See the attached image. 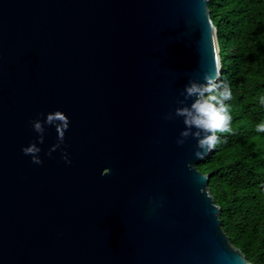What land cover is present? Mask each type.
<instances>
[{
  "label": "water",
  "instance_id": "1",
  "mask_svg": "<svg viewBox=\"0 0 264 264\" xmlns=\"http://www.w3.org/2000/svg\"><path fill=\"white\" fill-rule=\"evenodd\" d=\"M208 3L0 0V264H253L165 119L221 72ZM58 110L49 155L55 125L40 143L32 122Z\"/></svg>",
  "mask_w": 264,
  "mask_h": 264
},
{
  "label": "trees",
  "instance_id": "2",
  "mask_svg": "<svg viewBox=\"0 0 264 264\" xmlns=\"http://www.w3.org/2000/svg\"><path fill=\"white\" fill-rule=\"evenodd\" d=\"M220 46L230 132L200 163L222 226L253 264H264V0H209Z\"/></svg>",
  "mask_w": 264,
  "mask_h": 264
},
{
  "label": "clouds",
  "instance_id": "3",
  "mask_svg": "<svg viewBox=\"0 0 264 264\" xmlns=\"http://www.w3.org/2000/svg\"><path fill=\"white\" fill-rule=\"evenodd\" d=\"M184 98L177 103L182 105L173 112H169L166 120H174L177 117L183 118L185 128L180 132L176 143L183 146L191 138L197 141L193 153L196 159H205V157L216 149L221 142L217 133L230 132L231 116L228 112V106L225 101L232 99V91L228 84L220 81V70L217 66L215 76L205 73L200 79L191 78L184 90L180 93ZM191 100L189 105L187 102ZM34 130L40 133L39 142L43 143L45 131L44 124L55 125L58 132V143L48 153L60 148L64 142L65 133L70 126L69 117L62 111L49 113L45 121H33ZM258 132H264V123L257 125ZM25 155H31L32 162L42 164L39 153L41 149L33 143L31 146L22 149ZM69 164L67 153L63 157Z\"/></svg>",
  "mask_w": 264,
  "mask_h": 264
}]
</instances>
